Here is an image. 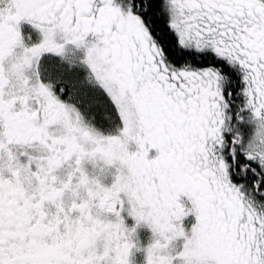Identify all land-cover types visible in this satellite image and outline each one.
Segmentation results:
<instances>
[{"label":"snow or ice","instance_id":"snow-or-ice-1","mask_svg":"<svg viewBox=\"0 0 264 264\" xmlns=\"http://www.w3.org/2000/svg\"><path fill=\"white\" fill-rule=\"evenodd\" d=\"M141 249L264 264V0H0V264Z\"/></svg>","mask_w":264,"mask_h":264},{"label":"flooded vegetation","instance_id":"flooded-vegetation-1","mask_svg":"<svg viewBox=\"0 0 264 264\" xmlns=\"http://www.w3.org/2000/svg\"><path fill=\"white\" fill-rule=\"evenodd\" d=\"M21 29L22 31H30L32 32L33 36L35 37L36 33L34 32V30L31 29V26L28 25L26 22H21ZM102 95V93H101ZM105 102H107L106 97L104 98ZM182 199L185 200V203H187L186 198ZM194 217L192 216V214H188L187 216L182 218V223L184 224V226L190 227L191 223L193 222ZM127 223L131 224L132 221L130 218H127ZM137 236L139 237V240L141 242V244H145L149 241L150 237H151V231L147 226L141 225L137 228ZM179 240L177 241V247H179ZM133 261L135 262V264H142V260H143V251L142 249L139 251L133 250L132 253V257Z\"/></svg>","mask_w":264,"mask_h":264}]
</instances>
